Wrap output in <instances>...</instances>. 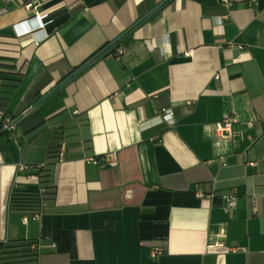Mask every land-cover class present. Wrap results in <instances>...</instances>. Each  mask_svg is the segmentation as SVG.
Instances as JSON below:
<instances>
[{
    "label": "crops",
    "instance_id": "0c3cea01",
    "mask_svg": "<svg viewBox=\"0 0 264 264\" xmlns=\"http://www.w3.org/2000/svg\"><path fill=\"white\" fill-rule=\"evenodd\" d=\"M162 1L46 0L30 33L31 13L0 0V91L20 74L14 130L0 129V255L36 240L37 264H264V0H171L120 59L106 52L32 109ZM226 116L232 134L216 131ZM53 142L55 198L37 217L11 211L15 186L42 191Z\"/></svg>",
    "mask_w": 264,
    "mask_h": 264
},
{
    "label": "trees",
    "instance_id": "16d2710c",
    "mask_svg": "<svg viewBox=\"0 0 264 264\" xmlns=\"http://www.w3.org/2000/svg\"><path fill=\"white\" fill-rule=\"evenodd\" d=\"M129 35V34H128ZM125 37L111 48L108 53H116L118 48L123 46ZM105 45L104 47H106ZM102 47L100 50H102ZM99 50V51H100ZM98 51V52H99ZM96 52V53H98ZM95 53V54H96ZM94 54V55H95ZM92 55V56H94ZM91 56V57H92ZM90 57V58H91ZM13 76L5 77L7 84L2 86L0 91V111L5 112L6 106L12 96L16 84L20 81L19 73H11ZM2 134H7V131ZM61 145L53 142L49 147L50 162L39 168V177L42 191H30L15 186L10 196V210L21 213L36 215L41 213L42 208L55 198L56 189L53 185L54 166L60 158ZM38 244L36 240H14L8 241L0 255L1 264H37L39 250L32 247Z\"/></svg>",
    "mask_w": 264,
    "mask_h": 264
},
{
    "label": "built area",
    "instance_id": "2783aa9c",
    "mask_svg": "<svg viewBox=\"0 0 264 264\" xmlns=\"http://www.w3.org/2000/svg\"><path fill=\"white\" fill-rule=\"evenodd\" d=\"M5 3H7L10 0H3ZM46 0H18V3L27 11H29L31 13V16L27 19V21H25L24 23L29 24V30L27 32L30 33H35L39 30H43L45 28V25L47 24V21L50 19V16L52 14V10L51 9H44V10H40V8L44 5V2ZM244 0H224V2L226 4H230V3H234V2H242ZM247 2L248 5L250 6H254L256 4V0H245ZM8 13V9L7 7H4L0 10V17L7 14ZM43 39H41L40 41H37V45H39V43L42 41ZM125 52V48L122 46L120 48H118L117 52H116V56L120 59L122 57V55ZM159 116L162 118V122L163 123H168V124H173V118H174V113L169 110V109H161L158 111ZM236 122L235 118H232L231 116H226L223 120L222 123H219L216 125V131L220 132V133H228V134H232V127L233 124ZM0 129L2 131H7V132H11L14 130V125L12 120H10L7 116L5 112L0 111ZM228 136H225L224 138H226ZM107 161L111 160L110 156L105 157ZM88 161L90 162H97V159L95 158H90L88 159ZM27 166L25 165H20V169L21 170H27ZM226 201L228 203H230L232 206H236L237 202L235 198H229V197H225ZM38 214L35 215V217H37ZM28 220L27 218L24 219V222L26 223ZM33 249H38L39 248V244H35L33 247ZM155 254L157 256L162 255L163 251L162 249H158Z\"/></svg>",
    "mask_w": 264,
    "mask_h": 264
},
{
    "label": "water",
    "instance_id": "95a60500",
    "mask_svg": "<svg viewBox=\"0 0 264 264\" xmlns=\"http://www.w3.org/2000/svg\"><path fill=\"white\" fill-rule=\"evenodd\" d=\"M171 0H164L159 5H157L154 9H152L150 12H148L145 16H143L141 19H139L136 23H134L129 29H127L124 33H122L118 38H116L114 41L109 43L106 47H104L102 50H100L98 53H96L94 56L89 58L87 61H85L82 65H80L77 69H75L72 73H70L67 77H65L62 81H60L53 89H51L47 94H45L41 99H39L33 106L32 109L37 108L39 105H41L43 102H45L50 96H52L57 90H59L61 87H63L65 84H67L70 80H72L75 76H77L80 72H82L85 68H87L89 65H91L94 61H96L99 57H101L103 54L108 52L111 48H113L116 44H118L124 37H126L128 34H130L133 30H135L139 25H141L144 21L149 19L151 16H153L156 12H158L162 7H164L168 2ZM22 117L19 118L21 120ZM18 120V121H19ZM15 123H13L14 125ZM5 132V131H3Z\"/></svg>",
    "mask_w": 264,
    "mask_h": 264
}]
</instances>
